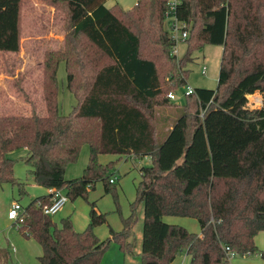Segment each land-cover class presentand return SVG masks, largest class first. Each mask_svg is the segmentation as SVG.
Instances as JSON below:
<instances>
[{
  "label": "trees",
  "instance_id": "1",
  "mask_svg": "<svg viewBox=\"0 0 264 264\" xmlns=\"http://www.w3.org/2000/svg\"><path fill=\"white\" fill-rule=\"evenodd\" d=\"M44 1L64 15L63 44L43 55L46 114L0 115V185L25 193L8 157L20 149L33 182L64 190L71 200L86 198L97 181L105 192L114 189L115 163L101 164L99 155L149 157L150 164L139 169L122 229H110L102 240L94 228L106 218L94 203L86 229L76 231L69 219L58 226L43 214L48 195L32 199L12 226L39 244L38 262L100 264L111 242L132 253L129 238L141 206L139 264H171L183 252L190 264H229L227 252L264 261L254 243L264 232V0H178L176 16L187 25L186 52L178 60L165 28L167 0H138L128 10L105 7L103 0ZM21 4L0 0V53L20 50ZM206 44L222 47L216 89L195 88L184 107L171 105L167 94L185 83L186 65ZM60 62L76 99L67 115L58 108ZM256 91L263 105L249 109L246 96ZM85 144L81 176L65 179V167ZM166 216L197 220L200 236Z\"/></svg>",
  "mask_w": 264,
  "mask_h": 264
},
{
  "label": "rangeland",
  "instance_id": "2",
  "mask_svg": "<svg viewBox=\"0 0 264 264\" xmlns=\"http://www.w3.org/2000/svg\"><path fill=\"white\" fill-rule=\"evenodd\" d=\"M137 1L103 0L102 4L108 8L117 4L123 10H128ZM165 28H167L166 23ZM63 39L64 15L61 11L44 0H22L20 50L17 53H0V115H29L33 110L39 115L46 114L42 93L43 55L46 51L61 48ZM177 52V58H181L185 54V41L177 43ZM221 54L222 47L220 45L209 44L204 45L201 50L193 52L192 57H194V60L186 65L185 83L170 91L175 98L170 100L171 105L185 106L188 87L192 89H216ZM203 68H205L204 73L202 72ZM56 79L58 83L59 113L67 115L72 107L76 105V99L67 88L63 62L58 64ZM250 96L254 97L252 101L249 99ZM246 99V107L249 109H259L263 105L262 95L258 91L247 95ZM158 110L164 114L169 112L168 108H159ZM26 154L24 149L8 154V157L15 161L14 176L25 183V193L20 194L18 188L10 184L0 185V250L6 253L10 260L8 263V259L2 256L0 257V264H40L37 260L40 252L39 244L32 238L21 235L12 226L13 221L7 218V212L12 201H18L25 208L32 198L44 196L47 190L33 182L30 167L23 161ZM104 156L106 158L101 160L102 163L106 164L109 161L115 163L113 168L109 170L111 178L114 179L112 186L114 189L105 192L103 182L97 181L94 189L88 191L86 198L78 197L71 200L67 197L65 203L66 208L73 209V212L76 213L73 216L79 217V221H85L86 218H89L91 204L94 203L96 212L104 214L106 218L105 224L95 228L102 232L97 235L101 240L109 235L110 229L117 232L122 229V219L126 218L124 212H129V204L134 200L135 189L140 179L139 169L150 164L149 160L145 162L132 159L125 160V158L118 159L109 154ZM88 157L89 148L85 144L81 147L77 160L65 167V179L71 180L81 176L88 163ZM71 210L70 213H72ZM83 212L86 213V218ZM59 213L58 211L51 217L54 221L57 220L56 224L58 226H60V219H57ZM143 214L144 208L142 206L137 210L139 221L137 226L133 228L132 237L130 238L134 246L139 248L142 239ZM180 219L185 221L186 226H179L186 228L191 233L199 234L200 228L197 220L193 218ZM87 222L80 231L86 229ZM254 243L259 250H264V232L256 235ZM234 255L233 258H227L229 264H264L258 254ZM128 257L127 255L126 262L130 259ZM177 257L181 261L185 257V253H180ZM100 264H124V255L120 253L116 243L111 242L109 244L101 257ZM187 264L190 263L187 262Z\"/></svg>",
  "mask_w": 264,
  "mask_h": 264
},
{
  "label": "built area",
  "instance_id": "3",
  "mask_svg": "<svg viewBox=\"0 0 264 264\" xmlns=\"http://www.w3.org/2000/svg\"><path fill=\"white\" fill-rule=\"evenodd\" d=\"M178 3V0H167V8L165 11V19L167 21L168 30L171 35V38L174 41V44L170 50V54L175 56L177 60L179 59L177 58V43L179 41H185V39L187 38V25L186 23L179 21L176 16V8ZM202 72H205V68L202 69ZM192 93H194V89L188 87L186 95ZM167 98L170 100L175 99L172 92H169L167 94ZM109 182L113 183L114 179L111 178ZM47 195L49 197V202L41 205V209L43 214L52 217L67 202L68 198L63 192V190L56 188H49ZM23 211L24 209L18 201H12L10 208L7 212V218L15 222L23 213ZM224 250L226 251L227 248H224ZM234 256L235 255L233 252H227V258H233Z\"/></svg>",
  "mask_w": 264,
  "mask_h": 264
},
{
  "label": "crops",
  "instance_id": "4",
  "mask_svg": "<svg viewBox=\"0 0 264 264\" xmlns=\"http://www.w3.org/2000/svg\"><path fill=\"white\" fill-rule=\"evenodd\" d=\"M25 152H26V150H25ZM103 155H105V154H102V155H99L98 156V161L101 163V164H105V163H102L101 162V160H103V158H106V156H104L103 157ZM110 155V154H109ZM114 158H119V156H116V155H112ZM122 158H125V160H128V159H132V160H134V161H137L138 159H136V158H133V157H128V156H123V157H120V159H122ZM148 160L150 161V158L149 157H144V158H142L141 159V161H145V162H148ZM109 162H112V161H109ZM107 164V163H106ZM63 192H64V190H63ZM48 194V189L46 190V192H45V194H44V196H46ZM135 197V196H134ZM32 199H34V198H32ZM65 205V204H64ZM62 206L61 208H62V210L60 209L59 210V214L57 215V219H60V222H61V220L62 219H71L70 221H71V223L73 222V228L76 230V231H80V230H82L84 227V225H85V222L86 221H88L87 223H89V218H86V213L85 212H83L84 213V216H85V221L83 220H78V219H80L79 217H74L73 215L75 214L76 215V213L75 212H73V209L72 208H66V205L65 206ZM142 207V206H141ZM72 209V210H71ZM77 209V208H76ZM71 210V212L72 213H70L69 211ZM124 215H126V217L129 215V212H124ZM65 216V217H64ZM60 217H63V218H60ZM169 217V218H168ZM181 217H170V216H166V217H164L163 218V220L165 221V222H167V223H169V224H175V225H183V226H186V223H185V221L184 220H182V219H180ZM53 220V219H52ZM54 221V220H53ZM57 220H55L54 222L55 223H57L56 222ZM138 221H139V219H138V217H137V222H136V224L133 226V228L134 227H136L137 226V223H138ZM142 222H143V215H142ZM122 227H123V225H122ZM141 227H143V225L141 226ZM96 228V227H95ZM94 228V233L96 234V235H100L99 233H102V232H99L97 229H95ZM133 228H132V230H133ZM141 231H142V228H141ZM201 232V231H200ZM200 232H199V236H200ZM142 233V232H141ZM142 235V234H141ZM98 238H99V236H97ZM108 237V236H107ZM131 237H132V234H131ZM130 237V238H131ZM129 238V240H130V242H132L131 241V239ZM100 239V238H99ZM133 239H134V237H133ZM133 244V243H132ZM141 244H142V239H141V241H140V248L139 247H135L134 246V244L132 245L133 247H132V253H130V254H123L120 250V253L121 254H123L124 255V264H139V262H140V253H141ZM119 249V248H118ZM37 251H38V249H37ZM224 251V250H223ZM184 253V252H183ZM4 254V252L3 251H1L0 250V256L2 257V255ZM41 254V248H40V252H39V254H38V256ZM129 256L128 258H130L129 260H128V262H126L125 261V259H126V256ZM37 256V257H38ZM10 262V260H9V256H8V263ZM187 262H189V256H187L186 255V253H185V257L183 258V260H181L180 261V259H178V257L177 258H175V260H173V262L171 263V264H187ZM190 263V262H189Z\"/></svg>",
  "mask_w": 264,
  "mask_h": 264
},
{
  "label": "bare ground",
  "instance_id": "5",
  "mask_svg": "<svg viewBox=\"0 0 264 264\" xmlns=\"http://www.w3.org/2000/svg\"><path fill=\"white\" fill-rule=\"evenodd\" d=\"M249 99L252 101L254 99V97L253 96H250ZM249 103H251V102H249Z\"/></svg>",
  "mask_w": 264,
  "mask_h": 264
}]
</instances>
